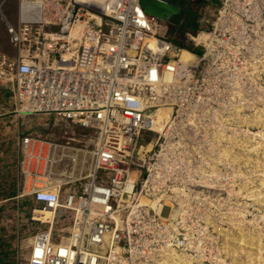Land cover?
<instances>
[{
  "label": "built area",
  "instance_id": "1",
  "mask_svg": "<svg viewBox=\"0 0 264 264\" xmlns=\"http://www.w3.org/2000/svg\"><path fill=\"white\" fill-rule=\"evenodd\" d=\"M39 1V17L27 5L22 18L19 0L17 23L5 21L16 53L0 52V86L15 111L53 115L88 133L60 141L35 132L17 137L23 192L29 178L32 200L52 211L49 225L35 231L26 264H172V248L184 261L177 248L187 244L176 235L183 220L162 214L165 204L182 201V191H165L174 181L167 164L173 150L148 148L149 135L169 139L168 120L188 122L197 107L235 109L250 26L233 14L238 0L222 9L223 0H213L217 15L201 28L207 43L184 32L200 47L193 66L179 62L184 48L139 0H103L102 7Z\"/></svg>",
  "mask_w": 264,
  "mask_h": 264
},
{
  "label": "rangeland",
  "instance_id": "2",
  "mask_svg": "<svg viewBox=\"0 0 264 264\" xmlns=\"http://www.w3.org/2000/svg\"><path fill=\"white\" fill-rule=\"evenodd\" d=\"M209 2L205 26L217 15L213 0ZM230 2L223 0L221 9ZM18 3L7 0L2 8L12 25ZM237 5L239 12L233 14L250 26L247 74L238 76L232 96L235 109L197 107L188 111V122L173 125L168 120L169 139L149 135L154 151L160 144L173 150L167 164L174 181L163 190L182 191V201L165 204L162 214L183 220L185 229L176 235L187 245L175 246L178 251L183 248L182 264H264V0H238ZM194 22L183 29L190 39L196 36L202 42L204 31L194 29ZM0 52L16 53L2 23ZM11 114L14 118L7 126L0 122V264H26L37 227L49 224L35 217L39 212L34 210L43 208L28 191L23 192L17 137L35 132L60 141L71 134L80 138L88 131L53 115L15 110Z\"/></svg>",
  "mask_w": 264,
  "mask_h": 264
},
{
  "label": "crops",
  "instance_id": "3",
  "mask_svg": "<svg viewBox=\"0 0 264 264\" xmlns=\"http://www.w3.org/2000/svg\"><path fill=\"white\" fill-rule=\"evenodd\" d=\"M193 1V2H192ZM192 3H195L196 6L198 5L199 9H194V6H192ZM209 0H191V3L189 4L188 7L184 8L182 13L175 18L176 21L179 23L181 22V27L183 29V25L186 23H195L194 29L197 31L205 26V23L207 22V14L209 13L210 9L209 8ZM195 6V7H196ZM204 10V11H202ZM202 11V13H201ZM207 11V13H206ZM6 16V15H5ZM12 23L16 24L17 23V14L13 15L12 17ZM5 19L10 22L9 18L5 17ZM1 16H0V23H2L3 26L6 27V23ZM11 23V22H10ZM184 30V29H183ZM187 33H189L187 30H185ZM207 35L205 32H201V38L202 42L204 41V38ZM193 39H196V36L193 37ZM13 99L11 97L10 91H8L7 88L0 86V122H2L5 126L8 125L9 122L12 121L14 118L11 113H13Z\"/></svg>",
  "mask_w": 264,
  "mask_h": 264
},
{
  "label": "bare ground",
  "instance_id": "4",
  "mask_svg": "<svg viewBox=\"0 0 264 264\" xmlns=\"http://www.w3.org/2000/svg\"><path fill=\"white\" fill-rule=\"evenodd\" d=\"M22 3H21V17H25V7L27 5H32L34 10H35V14L36 16L39 17V10H40V1L39 0H21ZM78 1H83V2H89L90 4L91 3H94V0H78ZM96 2H98L99 4H97V6H103V0H95ZM82 28V23H79L77 24L73 30H72V34L79 37V33H80V29ZM203 42H206L207 43V36L204 38V41ZM196 61V55L188 50V49H181L180 52H179V62H182V63H187L188 65H194ZM170 80L173 79L172 75L168 76ZM161 109L166 111L165 113L167 114L168 111L170 110L169 108H160V110L158 111L159 114H161ZM149 148L152 147L151 143L150 145L148 146ZM30 183L29 181V178L26 182L27 184V187L26 188H29L28 184ZM264 185V184H263ZM25 191H29V189H25ZM252 199H253V196H252ZM142 201H146L145 199H143ZM157 207V206H156ZM158 208H159V205H158ZM35 212H39V215L38 216H35L36 218H39L41 219L42 221L46 218H48L50 215L49 213L52 215V211L49 210V209H35L34 210ZM176 250H174L173 248L171 249V257H172V264H182V263H185V261H182V258L180 257V255L178 254V252H175Z\"/></svg>",
  "mask_w": 264,
  "mask_h": 264
},
{
  "label": "water",
  "instance_id": "5",
  "mask_svg": "<svg viewBox=\"0 0 264 264\" xmlns=\"http://www.w3.org/2000/svg\"><path fill=\"white\" fill-rule=\"evenodd\" d=\"M190 3L191 0H139L146 13L166 21V36L169 38L182 29V21L179 23L174 16L180 15Z\"/></svg>",
  "mask_w": 264,
  "mask_h": 264
},
{
  "label": "trees",
  "instance_id": "6",
  "mask_svg": "<svg viewBox=\"0 0 264 264\" xmlns=\"http://www.w3.org/2000/svg\"><path fill=\"white\" fill-rule=\"evenodd\" d=\"M185 30L181 29L178 30L171 38L172 42L179 45L180 47H183L185 49L200 52V48L198 46H195L194 42L187 39V37L184 35Z\"/></svg>",
  "mask_w": 264,
  "mask_h": 264
},
{
  "label": "flooded vegetation",
  "instance_id": "7",
  "mask_svg": "<svg viewBox=\"0 0 264 264\" xmlns=\"http://www.w3.org/2000/svg\"><path fill=\"white\" fill-rule=\"evenodd\" d=\"M193 2V1H192ZM192 6H194V9H199L198 5L196 6L195 3H192ZM196 6V7H195ZM178 16V15H177ZM177 16H174V18H176Z\"/></svg>",
  "mask_w": 264,
  "mask_h": 264
}]
</instances>
